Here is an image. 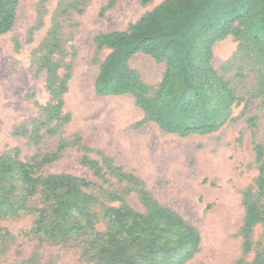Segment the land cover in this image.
Instances as JSON below:
<instances>
[{
    "label": "rangeland",
    "instance_id": "1",
    "mask_svg": "<svg viewBox=\"0 0 264 264\" xmlns=\"http://www.w3.org/2000/svg\"><path fill=\"white\" fill-rule=\"evenodd\" d=\"M115 1L108 9V0H17L15 23L0 36V154L16 149L19 160L27 162L35 155L55 152L63 142L65 149L43 173L68 174L93 184L87 193L100 204L95 210L97 231L104 228L102 208L120 205L107 194L121 197L133 211L143 213L138 199L143 190L198 233V252L187 264H251L264 236V223L256 225L250 237L253 250L244 251L243 195L255 188V147L264 149V107L252 98V61L236 62L245 78L238 79L235 68L223 69L237 55L238 41L227 37L216 43L211 66L240 99L231 108L230 121L209 135L165 134L145 120L131 96L95 93L98 69L109 51L97 49L94 38L125 31L165 0L145 6L140 0ZM50 49H55L70 75L63 96V113L70 121L55 136H44L38 127L41 138L34 144L23 131L43 121L41 108L50 102L46 74L40 68ZM128 65L153 89L165 70L164 64L141 54ZM87 161L97 164L98 177ZM109 162L134 182L112 172ZM260 203L264 205V196ZM33 222L28 214L0 219V264H89L75 244L35 234Z\"/></svg>",
    "mask_w": 264,
    "mask_h": 264
},
{
    "label": "trees",
    "instance_id": "2",
    "mask_svg": "<svg viewBox=\"0 0 264 264\" xmlns=\"http://www.w3.org/2000/svg\"><path fill=\"white\" fill-rule=\"evenodd\" d=\"M151 1L140 3L145 6ZM115 2L108 0L106 8ZM16 7L17 0H0V36L11 31ZM227 37L238 41L239 54L223 69L235 68L237 78L245 79L235 64L241 59L252 61V98L259 99L264 107V0H165L125 31L98 34L94 44L109 54L99 66L95 93L131 96L145 120L165 134L185 138L214 133L230 121L231 108L240 100L211 66L212 47ZM54 50L40 61L50 97L49 104L41 108L44 119L32 123L31 131H23L34 144L41 138L38 127L44 136H55L70 121L63 113L70 75ZM137 54L164 64L156 88L144 84L129 67V60ZM65 147L61 142L55 152L35 155L27 162L19 160L16 149L0 154V219L32 215L35 234L52 242L75 244L89 264H187L195 256L200 243L196 230L143 190L138 192L143 213L133 211L121 197L107 194L120 205L102 208L104 228L97 231L99 215L95 210L100 204L87 193L93 184L68 174L43 173ZM255 151V188L243 195L240 236L245 252L253 250L252 229L264 223V205L260 203L264 196V149L256 146ZM87 164L98 177L97 164ZM107 167L120 172L110 162ZM118 175L130 184L134 182L130 176ZM258 247L251 264H264V236Z\"/></svg>",
    "mask_w": 264,
    "mask_h": 264
}]
</instances>
